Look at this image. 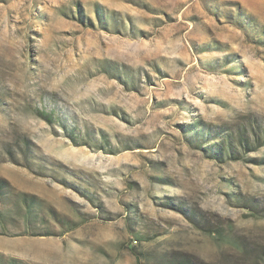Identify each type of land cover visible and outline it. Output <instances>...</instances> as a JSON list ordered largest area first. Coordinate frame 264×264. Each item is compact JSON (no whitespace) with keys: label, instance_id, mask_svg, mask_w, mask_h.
<instances>
[{"label":"rangeland","instance_id":"rangeland-1","mask_svg":"<svg viewBox=\"0 0 264 264\" xmlns=\"http://www.w3.org/2000/svg\"><path fill=\"white\" fill-rule=\"evenodd\" d=\"M186 260L264 264V0H0V264Z\"/></svg>","mask_w":264,"mask_h":264},{"label":"trees","instance_id":"trees-1","mask_svg":"<svg viewBox=\"0 0 264 264\" xmlns=\"http://www.w3.org/2000/svg\"><path fill=\"white\" fill-rule=\"evenodd\" d=\"M43 117L48 121V122H51L53 116L52 114H46V113H43ZM223 147L219 146V149L214 153V156L217 157V158H223V156L225 155L224 153V149H222ZM235 154H237L234 150H231V151H228L227 152V156L229 157H233L235 160L237 159V157H234L236 156ZM179 264H192L191 261L189 260H186V261H180Z\"/></svg>","mask_w":264,"mask_h":264}]
</instances>
